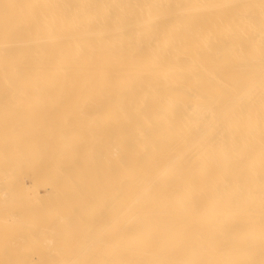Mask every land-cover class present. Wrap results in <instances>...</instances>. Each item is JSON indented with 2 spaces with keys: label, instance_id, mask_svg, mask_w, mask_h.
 <instances>
[{
  "label": "bare ground",
  "instance_id": "1",
  "mask_svg": "<svg viewBox=\"0 0 264 264\" xmlns=\"http://www.w3.org/2000/svg\"><path fill=\"white\" fill-rule=\"evenodd\" d=\"M0 232V264H264V0H0Z\"/></svg>",
  "mask_w": 264,
  "mask_h": 264
},
{
  "label": "rangeland",
  "instance_id": "2",
  "mask_svg": "<svg viewBox=\"0 0 264 264\" xmlns=\"http://www.w3.org/2000/svg\"><path fill=\"white\" fill-rule=\"evenodd\" d=\"M26 184L28 185L29 182L26 181ZM16 225H19V224H16V223H15V224H12V226H11V228L14 227V228H13L14 230L12 229L13 232H14V231H18V232H19V229L16 227ZM9 226H10V225H9ZM4 228H5V227H4ZM4 228H1V229H4ZM11 228L9 227L10 230H11ZM16 228H17V230H16ZM9 229H6V230L4 229V231H7V230H9ZM10 230H9V232H10ZM1 231L4 233L3 230H1ZM9 232H7V233L5 232V234H8ZM11 233H12V231L10 232V234H11ZM10 234H9V236H12V234H11V235H10ZM14 234H15V233H14ZM15 235H16V234H15ZM15 235H14V236H15ZM18 235H19V234H18ZM18 235H17V236H18ZM1 236H2V238L6 237V235H4V234L1 235V232H0V239H2ZM11 238H13V240H14L16 237H11ZM11 238L9 237V239H7V237H6V241H9V240H10L9 242H7V244L10 243L12 246H10V245L8 246L7 244H5V243L3 242V241L5 240V238H4L3 241L0 240V241H1V242H0V246H1V243H2V244H5V245H3V246H5V247L8 246V248H10V247L12 248V247H15V245H17V247H16L17 250H18V248L20 249V247H21L20 245H21V244H20V245H19V244H12L13 242L15 243V240H14V241H13V240L11 241ZM6 245H7V246H6ZM1 247H2V246H1ZM3 248H4V247H3ZM16 248H15V250H16ZM21 248H22V247H21ZM0 249H1V248H0ZM4 249H5V248H4ZM4 249H3V250H4ZM5 250H7V248H6ZM8 250H12V249H8ZM13 250H14V248H13ZM17 250H16V251H17ZM44 250H45V249H43V251H44ZM36 251H38V250L36 249ZM45 251H47V249H46Z\"/></svg>",
  "mask_w": 264,
  "mask_h": 264
}]
</instances>
